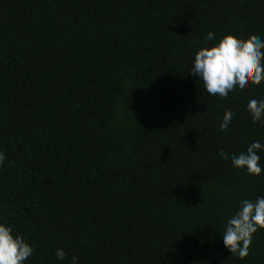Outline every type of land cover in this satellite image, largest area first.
Here are the masks:
<instances>
[{
	"label": "trees",
	"instance_id": "1",
	"mask_svg": "<svg viewBox=\"0 0 264 264\" xmlns=\"http://www.w3.org/2000/svg\"><path fill=\"white\" fill-rule=\"evenodd\" d=\"M226 35L264 39V0H0V222L25 264H264V230L243 260L222 243L264 196L230 163L264 144V81L216 101L189 74Z\"/></svg>",
	"mask_w": 264,
	"mask_h": 264
},
{
	"label": "clouds",
	"instance_id": "2",
	"mask_svg": "<svg viewBox=\"0 0 264 264\" xmlns=\"http://www.w3.org/2000/svg\"><path fill=\"white\" fill-rule=\"evenodd\" d=\"M206 41H216L213 32H208ZM199 45L200 41H193ZM189 74L200 80L203 89L216 101L226 100L239 92L244 95L249 86H259L264 81V39L252 36L247 40L233 35H226L209 47L200 48L192 62ZM253 124L264 126V99H250L247 104ZM233 124V114L225 112L220 124V131L227 133ZM264 144L253 141L246 152L232 156L231 165L237 171H244L250 177L261 176L264 169L260 165ZM222 160L227 156L221 151ZM6 157L0 152V168L5 165ZM202 206V205H197ZM264 230V196L254 201L244 199L239 202L238 210L224 225L223 247L243 260L249 254L253 236ZM10 226L0 222V264H25L33 254V247L22 236H13ZM55 256L60 264L67 258L63 249H56ZM71 264H79L76 256L71 257Z\"/></svg>",
	"mask_w": 264,
	"mask_h": 264
}]
</instances>
